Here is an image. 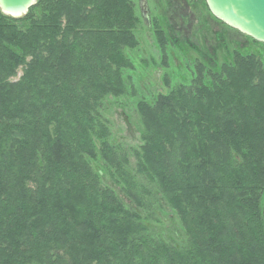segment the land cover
<instances>
[{
	"label": "trees",
	"instance_id": "obj_1",
	"mask_svg": "<svg viewBox=\"0 0 264 264\" xmlns=\"http://www.w3.org/2000/svg\"><path fill=\"white\" fill-rule=\"evenodd\" d=\"M140 23L133 0L0 8V264H264V53L194 60L139 99L132 169L101 110L130 92ZM150 23L166 65L174 43ZM157 206L178 243L151 225Z\"/></svg>",
	"mask_w": 264,
	"mask_h": 264
},
{
	"label": "rangeland",
	"instance_id": "obj_2",
	"mask_svg": "<svg viewBox=\"0 0 264 264\" xmlns=\"http://www.w3.org/2000/svg\"><path fill=\"white\" fill-rule=\"evenodd\" d=\"M133 1L141 23L135 32L139 46L126 51L135 67L134 71H125L131 76L130 81L126 80L130 92L119 98L108 97L101 112L111 130V141L130 153L131 167L135 169L136 159L132 150L142 144L141 123L136 108L139 99L166 93L181 83L189 74V63L194 60H202L211 66L228 58L231 50L262 55L264 42L255 40L217 18L211 12L207 0H146V13L141 10L140 0ZM151 18L161 19L174 43L170 46L166 65L162 62V54L152 32ZM21 73L19 70L18 77ZM165 77L169 79L166 81L169 84L165 82ZM104 181L111 184L108 175ZM114 189L129 204L130 201L125 198L120 187L114 185ZM154 195L162 199L155 189ZM154 208L156 215L152 213L153 218H149L154 230L169 242L181 241L183 234L177 215L168 206L162 210L158 206Z\"/></svg>",
	"mask_w": 264,
	"mask_h": 264
},
{
	"label": "water",
	"instance_id": "obj_3",
	"mask_svg": "<svg viewBox=\"0 0 264 264\" xmlns=\"http://www.w3.org/2000/svg\"><path fill=\"white\" fill-rule=\"evenodd\" d=\"M36 0H0L1 10L14 17L27 13ZM144 13L147 1L140 0ZM211 12L229 26L264 42V0H207Z\"/></svg>",
	"mask_w": 264,
	"mask_h": 264
},
{
	"label": "flooded vegetation",
	"instance_id": "obj_4",
	"mask_svg": "<svg viewBox=\"0 0 264 264\" xmlns=\"http://www.w3.org/2000/svg\"><path fill=\"white\" fill-rule=\"evenodd\" d=\"M140 7H141V2H140ZM141 10H142V7H141ZM143 11V10H142Z\"/></svg>",
	"mask_w": 264,
	"mask_h": 264
}]
</instances>
